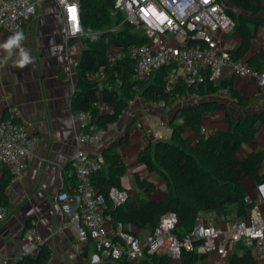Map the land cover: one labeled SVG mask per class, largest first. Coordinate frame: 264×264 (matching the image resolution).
<instances>
[{"label": "trees", "instance_id": "1", "mask_svg": "<svg viewBox=\"0 0 264 264\" xmlns=\"http://www.w3.org/2000/svg\"><path fill=\"white\" fill-rule=\"evenodd\" d=\"M228 1L233 8L227 7V12L235 21L234 30L241 38L239 47L231 50L230 55L234 60L241 61L246 58L256 37V30L252 29V25L262 22V18L258 17L264 14V4L261 0ZM80 6L83 28L80 40L85 49L77 67L78 85L72 106L78 114H93L94 121L89 128V133L93 136L99 130H106L109 124L117 122L129 102L137 96L170 108L178 103L179 96H188L195 92L206 97L227 89L237 105L243 109L250 107L257 98L264 97L262 92L260 96L244 97L234 89L233 81L216 82L210 76L198 87L188 86L180 80L173 91H167L165 79L170 69L168 66L154 71L146 80L137 83L132 79L135 60L131 57L130 49L133 44L147 43L148 38L126 19L124 13L115 9L114 0H80ZM112 48L120 50L124 55L115 64L108 57ZM247 63L260 71L264 65V50H260ZM102 68L114 88L110 90L104 86L99 96V83L89 75ZM117 80L122 81V86H116ZM136 86L137 90L134 89ZM98 99L111 105L113 114H99L94 107ZM214 109L225 111L229 129L207 135L203 132L204 115ZM179 120L183 123H178ZM263 124L264 113L236 117L225 104L212 101L199 105H182L172 124V138L150 144L139 158L151 173H158L163 177L167 190L165 200H154L156 184L139 178L140 192L127 194L125 202L117 206L110 194L113 189H122L126 165L117 148L128 144L127 133L105 150L102 160L104 168L93 177L96 191L104 194L107 199L105 213L109 217V223L113 227L122 225L125 232L135 236L136 233L131 228L152 234L161 216L173 212L178 218V224L172 230V235L183 241L196 227L199 214L231 217L236 220L248 217L253 209V201L245 182L248 179L255 183L264 182V151L252 152L241 158L239 150L245 143L256 138ZM189 129L196 135L197 140L188 135ZM9 183L10 176L5 172L0 180V208H9ZM51 257L52 249L48 244H43L35 256H22L16 264H48ZM205 259V256H200L196 251L183 249L179 262L201 264ZM116 262L172 264V258L167 253L151 254L145 249L143 257L137 263L131 262L126 255ZM228 264L262 263L254 258L250 249L239 245L237 251L230 256Z\"/></svg>", "mask_w": 264, "mask_h": 264}, {"label": "crops", "instance_id": "2", "mask_svg": "<svg viewBox=\"0 0 264 264\" xmlns=\"http://www.w3.org/2000/svg\"><path fill=\"white\" fill-rule=\"evenodd\" d=\"M261 1L264 4V0ZM222 2L226 7L233 8L228 0ZM258 18H262V22L252 25V29L256 30V37L244 59L246 62L260 50H264V14ZM18 35L22 38L11 47H6L17 34L0 33V47L3 51L0 122L5 118L15 117L27 125L31 133L39 136L40 142L29 160L27 172L19 181L12 182L8 169L0 166V180L5 172L10 176L7 187L10 216L7 220L0 221V255L9 264L19 261L29 212L35 210L43 242L52 249L48 264H117L116 261L102 258L93 242L81 250H76L75 228L60 229L63 220L74 211V207L68 202L77 185L74 155L82 148L103 160L105 150L129 133L128 144L117 148L126 165L120 192L137 194L140 192L138 179H147L156 184L153 199L162 202L167 196L163 177L158 173H151L139 158L150 144L172 138V119L182 105L176 103L166 108L137 96L129 102L111 129L99 130L95 135L96 141L92 144H80L77 140L80 133V114L73 109L72 101L78 85L77 67L85 49L81 37L74 44L69 42L65 15L55 0L45 1L40 6L37 17L29 19ZM240 43L241 38L235 30L226 35L225 45L229 51L236 50ZM22 53L27 56V62L23 64ZM263 68L264 65L261 69ZM223 80L233 81L234 89L247 98L260 96L262 92L255 77L240 78L227 73ZM207 101L225 104L236 117L264 113V97L257 98L246 109L237 105L228 90L227 93L219 91L203 97L200 104ZM203 121L207 135L229 129L226 113L221 109L207 112ZM178 123L183 121L179 120ZM188 135L197 140L190 129ZM256 151H264V124L256 138L240 148L239 156L245 158ZM262 173L264 174V165ZM263 183L246 180L249 196L255 198L258 195V186ZM260 208L264 216V204ZM208 218L214 221L213 224L221 225L231 217H205L206 220ZM131 231L142 241H146L150 234L133 228ZM237 249L238 247L234 252ZM213 261L214 257H209L201 264H213ZM172 264L180 262L172 261Z\"/></svg>", "mask_w": 264, "mask_h": 264}, {"label": "built area", "instance_id": "3", "mask_svg": "<svg viewBox=\"0 0 264 264\" xmlns=\"http://www.w3.org/2000/svg\"><path fill=\"white\" fill-rule=\"evenodd\" d=\"M47 0H0V33L20 34L24 24L37 17L40 6ZM61 7L66 20L67 37H81L80 0H55ZM117 11L124 13L126 19L140 30L148 42L133 44L131 57L135 60L132 79L135 82L146 80L154 71L170 67L166 76V89L173 91L180 80L188 86L198 87L207 76L216 82L223 80L227 73L236 77H255L264 94V68L256 71L246 61H236L225 45L228 33L235 29V21L228 14L222 0H114ZM111 63L124 58L123 53L112 48L108 52ZM3 51L0 47V72L3 66ZM89 77L99 83L98 95L104 86L113 89L108 82L105 69L90 74ZM116 86H122L117 80ZM135 90L138 89L136 86ZM227 93V89L220 90ZM203 97L195 92L188 96H179L181 105L202 102ZM154 105L164 104L153 103ZM94 107L99 114H113L111 105L98 99ZM80 144H92L96 137L89 133L94 116L90 112L81 113ZM116 123V122H115ZM115 123L109 124L111 129ZM206 133V129L203 128ZM40 142L37 135L31 133L27 125L8 117L0 122V166L8 169L11 181L23 178L29 168V160ZM77 185L75 192L68 198L74 211L67 216L61 230L75 228L74 248L81 250L90 242L102 258L118 261L127 256L131 262H139L145 249L151 254L167 253L172 261L179 262L182 250L196 251L206 258L214 257L213 264H228L234 250L242 245L251 250L259 263H264V216L261 205L264 204V183L258 186V195L252 198L253 209L244 219L230 218L223 224L209 223L199 214L197 225L183 241L172 235L178 224L175 213L161 216L160 222L146 241L125 232L122 225L113 227L106 215L107 199L95 189L93 177L104 168L101 159L79 148L73 158ZM111 199L115 205H121L127 199V193L113 189ZM10 216L9 208H0V221ZM198 243L196 246L195 244ZM43 238L39 231L36 211L29 212V221L24 229L20 254L35 256ZM0 264H9L0 255Z\"/></svg>", "mask_w": 264, "mask_h": 264}, {"label": "clouds", "instance_id": "4", "mask_svg": "<svg viewBox=\"0 0 264 264\" xmlns=\"http://www.w3.org/2000/svg\"><path fill=\"white\" fill-rule=\"evenodd\" d=\"M22 37L20 35H17L16 37L12 38L10 41H9V44L6 45V47H11L12 44H15L17 43ZM22 56H23V59L21 60V64L27 62V56L22 53Z\"/></svg>", "mask_w": 264, "mask_h": 264}, {"label": "water", "instance_id": "5", "mask_svg": "<svg viewBox=\"0 0 264 264\" xmlns=\"http://www.w3.org/2000/svg\"><path fill=\"white\" fill-rule=\"evenodd\" d=\"M78 40H79V37H72V38L69 39V42H70L71 44H74V43L78 42ZM198 105H199V104H198ZM178 112H179V109L175 112V114H174L172 120H175L176 115H177ZM249 115H250V114H249ZM249 115H247V116H249ZM241 117H243V116H241Z\"/></svg>", "mask_w": 264, "mask_h": 264}, {"label": "rangeland", "instance_id": "6", "mask_svg": "<svg viewBox=\"0 0 264 264\" xmlns=\"http://www.w3.org/2000/svg\"><path fill=\"white\" fill-rule=\"evenodd\" d=\"M225 3H226V2H225ZM227 7H228V6H227ZM204 217H207V216L204 215ZM207 220H208L209 223H214V221H213L212 219L210 220V218H208Z\"/></svg>", "mask_w": 264, "mask_h": 264}]
</instances>
